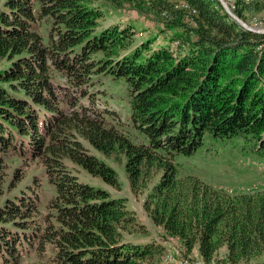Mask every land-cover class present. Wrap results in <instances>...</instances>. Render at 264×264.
I'll return each instance as SVG.
<instances>
[{
	"label": "trees",
	"instance_id": "trees-1",
	"mask_svg": "<svg viewBox=\"0 0 264 264\" xmlns=\"http://www.w3.org/2000/svg\"><path fill=\"white\" fill-rule=\"evenodd\" d=\"M147 3L171 22L158 42L159 34L136 42L133 24L99 28L103 12L87 0L0 6V62L6 63L0 67V264H19L23 249L36 242L47 259L24 264L160 260L163 244L125 235L136 221L126 199L69 167L73 160L120 185L115 167L77 134L107 155L123 153L135 191L152 170L160 173L145 205L156 224L181 239L185 254L197 246L204 264H240L264 253V189L230 192L193 174L180 176L175 161L177 153H193L207 132L252 140L264 157V32L245 27L221 0ZM263 5L234 0L233 12L250 20L258 15L250 11ZM40 20L48 24L46 36ZM100 73L126 79L132 123L146 142L106 123L91 89ZM10 156L40 157L55 187L39 222L38 189L6 193Z\"/></svg>",
	"mask_w": 264,
	"mask_h": 264
},
{
	"label": "rangeland",
	"instance_id": "rangeland-1",
	"mask_svg": "<svg viewBox=\"0 0 264 264\" xmlns=\"http://www.w3.org/2000/svg\"><path fill=\"white\" fill-rule=\"evenodd\" d=\"M4 0H1L2 6ZM91 6L100 8L103 12L100 17L99 28L109 24L129 25L133 24L136 29L134 39L136 42L153 35L159 34L158 39L163 40V35L169 31H162L165 26L171 25L164 15L158 14L149 7L147 0H87ZM222 1V0H221ZM142 2V3H139ZM226 9L233 12L234 0L222 1ZM250 20H242L246 25L264 26V5L261 9H253ZM187 20L185 15L182 19ZM170 19H177L170 17ZM181 19V18H178ZM38 25L41 32L46 36L47 26L45 20H40ZM176 45V42L174 43ZM173 44V46H174ZM176 49V48H175ZM177 53V52H176ZM5 61L0 62V67ZM57 80L65 82L63 77ZM94 84L91 89L95 90L97 106L103 110L105 121L108 125L117 126L129 132L135 141H147L144 132L138 130L131 119L130 90L123 76H114L110 73L94 75ZM83 101H87L84 97ZM88 102V101H87ZM86 102V103H87ZM88 151L103 158L113 165L118 173L120 185H112L101 176L94 175L81 164L67 160L69 167L83 181L90 182L108 189L114 196H122L126 199L128 207L136 217L134 224L126 230L125 235L129 240L136 242L158 241L164 245L160 254V260L155 264H184L185 260L197 261L204 264L198 256L197 250L185 254V246L180 238L166 233L165 229L156 224L146 208L145 201L160 177V173L152 170L147 176L145 184L139 190L131 187L129 175L126 169V157L123 153L107 155L93 146L85 137L77 134ZM252 140L246 141L238 135L215 136L207 132L203 142L190 154L177 153L175 161L178 165V174L184 176L193 174L203 181L218 187H223L230 192H245L264 189V157L256 153ZM45 165L40 157L22 158L10 156L6 166V193L8 195L33 193L39 190V212L35 214L37 221L48 213V203L55 193V187L46 180L44 173ZM37 180L38 182L37 184ZM195 249L197 248L194 247ZM50 251V248H49ZM195 251V252H194ZM225 246L220 249V256L224 254ZM47 252H43L39 242L30 243L23 249L19 264L29 261L47 259ZM202 260V261H201ZM240 264H264V253L243 261Z\"/></svg>",
	"mask_w": 264,
	"mask_h": 264
},
{
	"label": "built area",
	"instance_id": "built-area-1",
	"mask_svg": "<svg viewBox=\"0 0 264 264\" xmlns=\"http://www.w3.org/2000/svg\"><path fill=\"white\" fill-rule=\"evenodd\" d=\"M245 27L256 30V31H260V32H264V26H252V25H246L245 23L241 22Z\"/></svg>",
	"mask_w": 264,
	"mask_h": 264
},
{
	"label": "bare ground",
	"instance_id": "bare-ground-1",
	"mask_svg": "<svg viewBox=\"0 0 264 264\" xmlns=\"http://www.w3.org/2000/svg\"><path fill=\"white\" fill-rule=\"evenodd\" d=\"M222 1H227V2H230L231 0H222ZM183 5H185L183 3ZM228 10V9H227ZM242 22L244 23V21L242 20ZM202 261V260H201ZM184 264H200V263H197V261H192V260H185Z\"/></svg>",
	"mask_w": 264,
	"mask_h": 264
},
{
	"label": "water",
	"instance_id": "water-1",
	"mask_svg": "<svg viewBox=\"0 0 264 264\" xmlns=\"http://www.w3.org/2000/svg\"><path fill=\"white\" fill-rule=\"evenodd\" d=\"M228 11L235 17L237 18L240 22H242V19L237 15L235 14L234 12H232L231 10L228 9Z\"/></svg>",
	"mask_w": 264,
	"mask_h": 264
},
{
	"label": "crops",
	"instance_id": "crops-1",
	"mask_svg": "<svg viewBox=\"0 0 264 264\" xmlns=\"http://www.w3.org/2000/svg\"><path fill=\"white\" fill-rule=\"evenodd\" d=\"M194 250L196 251V250H197V248H196V249H194ZM195 251H194V252H195Z\"/></svg>",
	"mask_w": 264,
	"mask_h": 264
}]
</instances>
